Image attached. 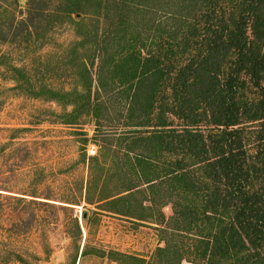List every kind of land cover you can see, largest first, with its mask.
<instances>
[{
  "label": "trees",
  "instance_id": "16d2710c",
  "mask_svg": "<svg viewBox=\"0 0 264 264\" xmlns=\"http://www.w3.org/2000/svg\"><path fill=\"white\" fill-rule=\"evenodd\" d=\"M47 18L74 27L55 57L68 89L10 63L7 89L62 112L8 128L5 146L18 149L44 121L73 127L76 162L87 166L79 191L92 214L154 223L162 243L149 259L80 246L75 217L71 263L92 254L120 264H264V0H27L25 42L48 39ZM84 115L94 120L91 136ZM28 167L12 169L27 176L12 198L38 197L45 173L34 159ZM14 259L33 264L22 253Z\"/></svg>",
  "mask_w": 264,
  "mask_h": 264
},
{
  "label": "rangeland",
  "instance_id": "374dc122",
  "mask_svg": "<svg viewBox=\"0 0 264 264\" xmlns=\"http://www.w3.org/2000/svg\"><path fill=\"white\" fill-rule=\"evenodd\" d=\"M1 1L0 25L8 33L5 32L6 40L0 42V149L3 147L0 151V189L13 192L0 190V264H21L14 259L15 252L30 257L33 264H72L67 252L71 243L67 229L73 227L75 217L81 228L80 246L88 242L91 246L113 248L149 259L156 247L162 245L156 224H137L109 213L94 215V205L84 201L79 186L86 183L87 166L76 162L79 152L76 136L72 134L73 127L44 121L32 132L24 134L27 141L18 149H13L10 144L5 146L8 128L30 126L29 121L37 115L54 118L52 112H62L57 103L13 95L7 89L13 81L6 74V64L25 67L38 82L68 89L69 81L63 75L64 65L56 63L55 57L63 56V49L74 38L75 32L66 18L56 22L47 18L44 25H53L48 39L25 42L27 33L19 21L26 18L27 0H11L6 10ZM12 32L16 33L13 42L9 41ZM49 52L50 57L46 58ZM80 123L81 129L91 136L94 132L92 116H82ZM33 140L35 143H31ZM96 150L95 145L88 143L86 155L94 154ZM31 159L45 173L37 186L38 197L12 198L10 195L17 196L15 192H22L13 187H19L27 180L24 174L15 178L12 169L29 168ZM83 211L92 215L89 223L83 221ZM163 212L168 217L171 206H165ZM75 264L120 263L90 254L78 257Z\"/></svg>",
  "mask_w": 264,
  "mask_h": 264
},
{
  "label": "water",
  "instance_id": "95a60500",
  "mask_svg": "<svg viewBox=\"0 0 264 264\" xmlns=\"http://www.w3.org/2000/svg\"><path fill=\"white\" fill-rule=\"evenodd\" d=\"M85 216V212L84 213H82V217H84Z\"/></svg>",
  "mask_w": 264,
  "mask_h": 264
}]
</instances>
